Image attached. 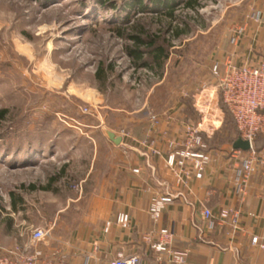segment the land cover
<instances>
[{
	"label": "rangeland",
	"instance_id": "374dc122",
	"mask_svg": "<svg viewBox=\"0 0 264 264\" xmlns=\"http://www.w3.org/2000/svg\"><path fill=\"white\" fill-rule=\"evenodd\" d=\"M152 1L144 0V14L132 12L127 20L116 14L122 28L140 20L170 41L161 77L133 65L130 42L113 30L110 5L0 0V112H7L0 120V255L15 249L31 255L32 232L46 228L67 198L94 186L105 129H125L131 118H157L180 105L179 116L200 121L196 103L205 101L206 90H219L213 66L223 63L252 12L264 7V0H199L192 10L187 0H172L170 17ZM101 64L114 66L106 83L96 78ZM224 122L234 135L232 116Z\"/></svg>",
	"mask_w": 264,
	"mask_h": 264
},
{
	"label": "crops",
	"instance_id": "0c3cea01",
	"mask_svg": "<svg viewBox=\"0 0 264 264\" xmlns=\"http://www.w3.org/2000/svg\"><path fill=\"white\" fill-rule=\"evenodd\" d=\"M244 27L238 43L222 57L223 66L229 59L238 66L264 60V22ZM219 95L217 88L204 92L205 101L195 105L200 121L179 116L184 106L180 105L157 118H131L125 129H105L106 148L96 151L100 166L94 186L81 187L65 200L61 211L52 214L45 228L50 237L38 248L60 256L66 264H106L118 254L137 255L143 264H174L168 253L152 249L159 231L169 229L175 234L171 249L186 254L185 264H264V253L252 245L256 237L264 242V177L256 174L247 195H240L241 163L233 145L208 148L212 160L203 178L197 179L188 168L186 186L176 184L167 166L168 156L183 148L190 127L200 125L207 140L221 130L225 112ZM108 131L122 143H112ZM178 192L185 199L175 200L154 222L149 215L152 198ZM203 209L213 213L212 222L203 219ZM224 210L231 212L226 220L221 219ZM120 214L130 216L129 227L118 224ZM145 235H151V243Z\"/></svg>",
	"mask_w": 264,
	"mask_h": 264
},
{
	"label": "built area",
	"instance_id": "2783aa9c",
	"mask_svg": "<svg viewBox=\"0 0 264 264\" xmlns=\"http://www.w3.org/2000/svg\"><path fill=\"white\" fill-rule=\"evenodd\" d=\"M264 7L257 8L249 16V22L262 24ZM245 27L237 31V35L231 40L232 44L238 43L240 33ZM217 63L212 68V73L217 79L218 88L221 92L222 102L232 115L240 138L251 143V149L247 152L235 150L239 157L241 167L237 174V187L240 195H247V187L251 179L258 173L264 177V150L257 152L254 147L255 138L264 135V60L257 63L235 65L230 59L224 64ZM124 136H127L126 134ZM211 156L206 152V144L199 126H192L188 129L183 148L172 152L167 158V166L175 178L179 187L187 185L186 171L191 168L197 179H202L206 168L211 163ZM139 170H135L138 173ZM177 199H185L182 192L177 194L155 195L150 204L149 215L154 222H158L164 211ZM231 215L229 210L221 213V219L226 220ZM203 219L212 222L213 213L209 209L202 210ZM233 217L236 219L238 215ZM123 228L129 227L130 216L120 214L117 220ZM108 229V226H107ZM51 231L45 228H37L32 232V243L35 249L31 255L19 253L18 249L0 255V264H66L58 255H47L39 245L50 237ZM144 239L152 242L151 235H145ZM175 239L172 230L162 229L159 231V238L152 249L158 253H168L174 264H185L186 254L178 253L171 249ZM252 245L259 247L264 253V242L259 238H253ZM106 264H143L142 259L137 255L118 256Z\"/></svg>",
	"mask_w": 264,
	"mask_h": 264
},
{
	"label": "trees",
	"instance_id": "16d2710c",
	"mask_svg": "<svg viewBox=\"0 0 264 264\" xmlns=\"http://www.w3.org/2000/svg\"><path fill=\"white\" fill-rule=\"evenodd\" d=\"M45 1L50 2L51 0ZM173 2L172 0H154L150 3V5H163L166 9L170 10L167 16L173 17L174 9L170 8ZM115 3L116 2H113V0H96L95 6L105 9L108 5H110L108 9L111 8L114 13V18H117V20L115 19L113 23L116 24L113 30L119 37L125 38L128 42H130V45H128L126 48V54L130 57L133 65H135L137 68L153 71L161 77L163 74V69L167 61L170 59L172 47L170 41L165 38L162 33L160 34L151 32L143 22H140V20L135 21L134 24H132L129 28H122L120 25H118L123 20H121L120 14H126L125 19L127 20L129 19L130 13L132 12H138V14L146 13L148 10V5L144 4V0H127L122 4ZM198 7H200L199 0H187L185 3L186 9L196 10ZM117 11H120L119 19L118 14H116ZM177 36L180 37L181 34L179 33ZM113 71V65L105 67L104 64H101L96 72V78L99 81L106 83L108 80L107 75H109V73H113ZM222 107L227 116H232L224 105H222ZM6 113L7 112L5 110L0 112V120L5 118ZM228 124L224 122L221 130L218 131L211 140H207L205 137H203L206 143V151L208 148H220L224 145H233L240 138L238 130L234 135H232L233 133H231V131L228 129ZM258 136H260L259 140L263 142L261 144L258 139H255L254 147L257 152H261L264 150V136L261 134ZM65 172L66 168L60 170L58 174L53 175L51 178V183L61 179ZM49 185V187L43 188V190L49 191L51 189V184ZM33 189L38 188L33 187Z\"/></svg>",
	"mask_w": 264,
	"mask_h": 264
},
{
	"label": "water",
	"instance_id": "95a60500",
	"mask_svg": "<svg viewBox=\"0 0 264 264\" xmlns=\"http://www.w3.org/2000/svg\"><path fill=\"white\" fill-rule=\"evenodd\" d=\"M107 136L109 140L114 143L115 145H120L122 143V138L117 136L114 132L108 131ZM234 150H240L243 152H247L251 149V143L247 140H243L242 138H239L234 144H233Z\"/></svg>",
	"mask_w": 264,
	"mask_h": 264
}]
</instances>
